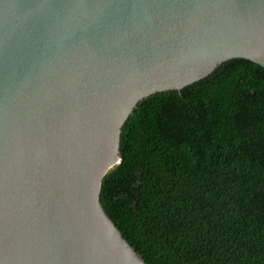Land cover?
I'll return each instance as SVG.
<instances>
[{
	"label": "water",
	"instance_id": "95a60500",
	"mask_svg": "<svg viewBox=\"0 0 264 264\" xmlns=\"http://www.w3.org/2000/svg\"><path fill=\"white\" fill-rule=\"evenodd\" d=\"M264 68V0H0V264H146L103 210L145 98Z\"/></svg>",
	"mask_w": 264,
	"mask_h": 264
},
{
	"label": "trees",
	"instance_id": "16d2710c",
	"mask_svg": "<svg viewBox=\"0 0 264 264\" xmlns=\"http://www.w3.org/2000/svg\"><path fill=\"white\" fill-rule=\"evenodd\" d=\"M99 202L146 264H264V68L145 98Z\"/></svg>",
	"mask_w": 264,
	"mask_h": 264
}]
</instances>
